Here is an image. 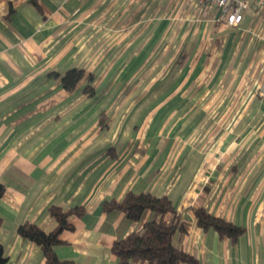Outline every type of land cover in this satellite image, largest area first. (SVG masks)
Listing matches in <instances>:
<instances>
[{
	"label": "crops",
	"instance_id": "1",
	"mask_svg": "<svg viewBox=\"0 0 264 264\" xmlns=\"http://www.w3.org/2000/svg\"><path fill=\"white\" fill-rule=\"evenodd\" d=\"M250 1L234 28L184 0H0L7 264H45L18 228L55 230L52 206L87 211L70 217L62 261L117 264L113 244L151 219L103 211L129 192L172 201L186 229L174 243L198 264H264V27ZM71 69L86 73L72 93ZM199 208L245 233L204 231Z\"/></svg>",
	"mask_w": 264,
	"mask_h": 264
},
{
	"label": "trees",
	"instance_id": "2",
	"mask_svg": "<svg viewBox=\"0 0 264 264\" xmlns=\"http://www.w3.org/2000/svg\"><path fill=\"white\" fill-rule=\"evenodd\" d=\"M37 5V0H31ZM83 69H71L62 77L65 90L74 92L79 83L85 78ZM89 85L85 92L89 96L95 93L91 85L93 76H89ZM101 126L106 127L107 121L103 116ZM5 193V187L0 185V200ZM103 211L107 214L123 212L133 222H141L147 212L151 213L140 232H133L126 238L117 240L112 246V253L117 259V264H198V260L184 249L174 243L177 233L185 232V224L181 216L168 197H157L151 193L135 194L129 192L121 201L115 199L102 204ZM50 215L56 220L57 227L51 232H45L39 226L26 222L18 228V234L24 240L38 245L44 254L45 264H69L62 261L55 247L61 245V235L65 231H72L74 226L69 222L70 217H83L86 214L84 207L63 209L52 206ZM169 216H173L170 220ZM197 225L204 231L213 229L221 238H229L236 242L245 233L243 227L234 225L223 218L210 214L207 210H195ZM2 220L0 219V227ZM8 257L4 247L0 244V264H7Z\"/></svg>",
	"mask_w": 264,
	"mask_h": 264
},
{
	"label": "built area",
	"instance_id": "3",
	"mask_svg": "<svg viewBox=\"0 0 264 264\" xmlns=\"http://www.w3.org/2000/svg\"><path fill=\"white\" fill-rule=\"evenodd\" d=\"M197 9L213 10L216 13L215 22H221L229 27H239L247 11L252 7L250 0H184ZM256 16L258 23L264 27V0L257 1Z\"/></svg>",
	"mask_w": 264,
	"mask_h": 264
}]
</instances>
